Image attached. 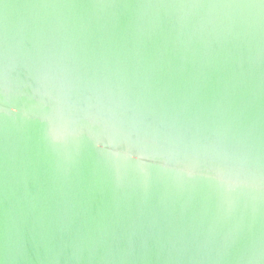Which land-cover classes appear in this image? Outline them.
Wrapping results in <instances>:
<instances>
[{
    "label": "water",
    "instance_id": "water-1",
    "mask_svg": "<svg viewBox=\"0 0 264 264\" xmlns=\"http://www.w3.org/2000/svg\"><path fill=\"white\" fill-rule=\"evenodd\" d=\"M0 264H264V0H0Z\"/></svg>",
    "mask_w": 264,
    "mask_h": 264
}]
</instances>
